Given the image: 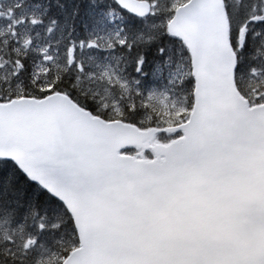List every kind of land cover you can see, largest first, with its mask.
<instances>
[{"label": "snow or ice", "instance_id": "6c2138e0", "mask_svg": "<svg viewBox=\"0 0 264 264\" xmlns=\"http://www.w3.org/2000/svg\"><path fill=\"white\" fill-rule=\"evenodd\" d=\"M0 264H264V0H0Z\"/></svg>", "mask_w": 264, "mask_h": 264}]
</instances>
